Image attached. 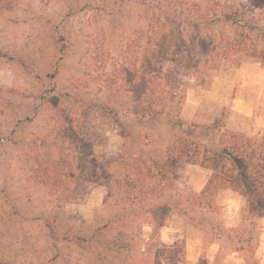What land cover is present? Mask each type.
Masks as SVG:
<instances>
[{
	"label": "rangeland",
	"instance_id": "rangeland-1",
	"mask_svg": "<svg viewBox=\"0 0 264 264\" xmlns=\"http://www.w3.org/2000/svg\"><path fill=\"white\" fill-rule=\"evenodd\" d=\"M225 1L246 10L247 17L261 13L260 0ZM9 6L0 12V264H181L164 260L170 250L161 246L159 231L167 225L190 235L188 224L213 228L209 235L219 239V251L227 238L231 255L240 249L247 264H264V219L253 217L245 199L247 224L225 229L219 191L212 200L192 201L196 193L187 165L144 206L124 210L117 188L109 192L103 186L71 205L48 203L45 188L28 182L29 170L60 152L53 138L55 131L63 132V116L82 124L92 118L94 154L136 155L149 163L160 158L176 131L164 119L138 124L125 111L128 93L106 88L119 53L148 26L151 11L139 0H12ZM241 63L261 71L260 83L249 85L246 96L255 89L264 96V63L247 57ZM240 64H209L203 55L196 77L185 86L180 110L185 124L210 125L223 117L225 126L230 100L252 77ZM222 100L224 109L214 117ZM248 137L264 138V130ZM103 162L94 165L104 170ZM198 264L218 261L204 256Z\"/></svg>",
	"mask_w": 264,
	"mask_h": 264
},
{
	"label": "trees",
	"instance_id": "trees-1",
	"mask_svg": "<svg viewBox=\"0 0 264 264\" xmlns=\"http://www.w3.org/2000/svg\"><path fill=\"white\" fill-rule=\"evenodd\" d=\"M139 1L151 11L148 26L119 53L118 67L108 77L106 88L128 93L125 111L138 124L164 119L176 131L171 144L152 163L136 155L127 159L99 156L92 151L96 141L89 126L92 118L82 124V120L63 116V132L55 131L53 138L60 152L47 161L37 160L28 182L45 188L50 205L74 204L99 186L109 192L117 188L118 203L127 210L152 203L182 165H195L210 170L211 176L204 189L191 196L192 201L212 200L216 192L229 189L247 200L253 217H263L264 138L226 130L223 117L210 125L185 124L180 110L185 86L196 77L203 55L209 64L225 60L238 65L243 57L264 63V0L256 18L225 0ZM11 3L0 0V12ZM215 26L231 31L217 33ZM143 38L144 45L140 43ZM80 153L81 159L77 158ZM101 159L104 170L94 165ZM120 160L124 162L117 168ZM161 246L170 250L163 254L165 261L185 262L184 243Z\"/></svg>",
	"mask_w": 264,
	"mask_h": 264
},
{
	"label": "crops",
	"instance_id": "crops-1",
	"mask_svg": "<svg viewBox=\"0 0 264 264\" xmlns=\"http://www.w3.org/2000/svg\"><path fill=\"white\" fill-rule=\"evenodd\" d=\"M242 64L243 63L240 64L242 73L246 74V70H250V76L252 77L247 80L245 86L239 87L235 99L230 100L232 103L230 104L231 110L226 117L225 128L230 132L248 137L250 135L252 136V134L263 132L264 130V96H262V94L258 96L256 89L255 91L253 90L254 96H246V89H248L249 85L260 83L259 76L261 75V71L256 70L257 68H250L247 64ZM248 91H252V89H248ZM223 101L224 100L221 101L220 109L218 112L216 111L214 117L222 113L226 100ZM246 101L252 103L250 104L252 108L249 107L248 110L243 108ZM186 167L190 168V172L193 175L190 182L191 190L195 193H200L207 184L211 176V171L195 165H187ZM216 197L218 200L217 203L222 207V212L224 213L226 223L224 225L225 229H232V227L236 226L240 228L247 224V219L243 217V213L247 207L245 198L229 189L219 191ZM261 218L264 219V217ZM212 221L213 219L208 217V224L212 223ZM186 227L191 229L192 234H184L173 227L163 225L159 231L158 239L163 245H174L178 241L184 243V263H186L188 259L187 264H198L200 259L206 256L207 259L212 260V263L218 261V264H247L242 250L238 249V251H234L231 255V244L227 242V238L226 244L224 242L221 251L216 249L220 248V242L219 239H212V237H210L209 233L211 234L213 232V228L208 226V230H204L189 224L186 225Z\"/></svg>",
	"mask_w": 264,
	"mask_h": 264
}]
</instances>
